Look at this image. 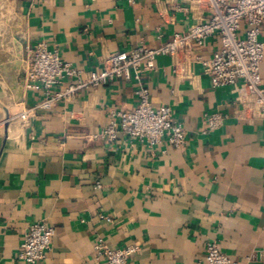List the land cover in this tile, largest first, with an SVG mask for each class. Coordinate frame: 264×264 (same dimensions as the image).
Returning a JSON list of instances; mask_svg holds the SVG:
<instances>
[{
  "label": "crops",
  "instance_id": "crops-1",
  "mask_svg": "<svg viewBox=\"0 0 264 264\" xmlns=\"http://www.w3.org/2000/svg\"><path fill=\"white\" fill-rule=\"evenodd\" d=\"M207 16L191 0H0V264H29L19 253L38 221L56 234L36 264H106L99 237L114 249L138 243L130 264H205L210 240L238 264H264V113L242 83L214 87L195 52L159 55L141 78L153 106L170 105L186 128L181 147L91 138L112 110L139 105L136 79L90 85L20 117L44 97L27 86L37 41L89 72ZM220 46L215 34L200 54ZM261 74L264 86V59ZM214 112L225 120L204 132Z\"/></svg>",
  "mask_w": 264,
  "mask_h": 264
},
{
  "label": "built area",
  "instance_id": "built-area-1",
  "mask_svg": "<svg viewBox=\"0 0 264 264\" xmlns=\"http://www.w3.org/2000/svg\"><path fill=\"white\" fill-rule=\"evenodd\" d=\"M134 3L135 0H129ZM205 6L209 16L191 25L186 31L177 32L156 47L141 43L131 51L111 54L102 70L85 72L65 61L57 50H52L44 40L32 48L26 71L27 86L40 87L43 99L20 114L24 121L39 110H49L60 100H67L90 85L106 83L115 78L137 80L136 93L139 105L133 110H112L109 123L93 139L116 140L119 135L147 140L151 145L164 138L181 147L187 141L184 125L173 118L168 104L154 107L150 91L142 83V72L153 68L159 55L195 52V58L204 65L212 85L238 86L243 84L252 97L258 112L264 113V86L261 65L264 59V0H191ZM215 34L221 37V46L211 58L205 59L200 51L207 39ZM73 79V81H72ZM59 88L56 90L55 88ZM225 120L221 112L208 114L204 132L218 128ZM56 234L55 227L47 221L30 225L21 244L19 258L29 264L45 260ZM140 249L138 243L122 248L109 247L103 237L95 244L96 258H104L106 264H130L131 257ZM205 264H238L223 252L216 240L206 244Z\"/></svg>",
  "mask_w": 264,
  "mask_h": 264
}]
</instances>
